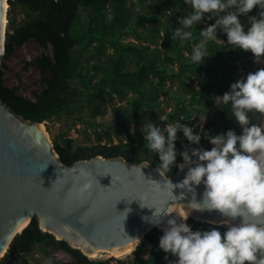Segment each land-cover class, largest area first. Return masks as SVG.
Wrapping results in <instances>:
<instances>
[{"label": "trees", "instance_id": "trees-1", "mask_svg": "<svg viewBox=\"0 0 264 264\" xmlns=\"http://www.w3.org/2000/svg\"><path fill=\"white\" fill-rule=\"evenodd\" d=\"M8 4L5 53L0 64V99L6 105L25 119L43 122L53 135L55 123L86 110L93 117L103 115L115 99L120 102L112 105L115 122L98 124L100 129L95 132L100 143L74 146L71 139L62 143L53 140L64 165L102 155L158 166V154L144 147L143 123L163 128L180 121L197 126L194 134H201L199 144L190 143L178 132L175 150L186 145L211 150L213 145L206 137L228 130L242 134L230 104L217 106L214 98L230 91V85L243 74L253 72L250 66L254 57L250 51L229 45L226 34L218 29V39L207 42L204 62H192V49L203 39L200 31L215 23V19H207L210 14L192 28L183 29L192 32L191 39L172 41V31L182 28L178 18L192 13L184 0H152L142 10L130 6L129 0H8ZM260 11L257 6L247 16L238 17L245 31L251 26L248 16L258 17ZM18 13L23 14L22 19H18ZM30 40L46 50L50 48L26 63L41 75L42 89L34 100L19 94L16 86L4 83V60ZM261 116L249 113L250 123L258 124ZM200 118L206 121L201 133L197 123ZM132 124L134 128L130 129ZM119 131L125 138L115 143L113 138ZM103 140L107 142L101 143ZM176 153L180 164L183 158ZM177 169L171 166L165 174L173 175ZM188 225L193 231L216 227L223 234L227 230L225 225L193 218L188 219ZM162 235L163 229H151L127 260L92 259L43 231L33 217L15 236L0 264H31L26 255L34 251L44 255L41 264H169L178 258L159 248ZM145 244L151 246L147 256L142 255ZM59 251L68 252L72 262L52 263V255Z\"/></svg>", "mask_w": 264, "mask_h": 264}, {"label": "clouds", "instance_id": "clouds-1", "mask_svg": "<svg viewBox=\"0 0 264 264\" xmlns=\"http://www.w3.org/2000/svg\"><path fill=\"white\" fill-rule=\"evenodd\" d=\"M184 2L191 6L192 13L178 18L182 28L172 31V41L191 39L192 32L183 29H190L201 22L205 14H210L207 19H215L214 24L200 31L203 39L192 49V62L198 65L204 62L207 42L218 39L216 33L219 29L226 34L229 45L250 51L254 62L264 63V0ZM257 6L261 11L258 17L248 16L251 26L245 31L238 17L242 14L247 16ZM2 52L0 48V54ZM214 103L217 106L230 104L242 134L228 130L226 134L206 137L213 145L211 150L192 148L191 155L187 149L182 151L183 163L176 166L181 171L187 166L188 170L182 181L173 184L168 180L167 186L175 200L183 199L186 193L192 194L188 208L209 212L216 210L229 218L220 221L221 225L227 226V230L223 234L216 227L193 231L186 223L189 213L177 215L182 222L178 223L176 218L167 220V227L159 239V248L178 258L169 264H264V125L250 123L249 119L251 112L264 115V68L249 72L246 79L232 83L230 91L215 96ZM159 119L165 120L164 117ZM194 127L197 126L189 127L180 121L167 123L163 128L152 122L143 123L144 147L158 154L161 163L157 171L160 175L170 171L176 162L178 132H182L190 143L199 144L201 134H194ZM198 127L201 133L203 123ZM81 178L83 182L76 192L84 199L91 195L93 180L86 172H81ZM202 183L204 192L202 199L197 201L195 186ZM177 188L182 190L180 196L173 194ZM162 213H153L160 216L156 222L151 220L154 226L160 225ZM238 217L241 218L240 223L233 225L232 221Z\"/></svg>", "mask_w": 264, "mask_h": 264}, {"label": "water", "instance_id": "water-1", "mask_svg": "<svg viewBox=\"0 0 264 264\" xmlns=\"http://www.w3.org/2000/svg\"><path fill=\"white\" fill-rule=\"evenodd\" d=\"M5 1L0 0V64L8 23ZM187 170L186 166L173 175H160L149 162L131 163L123 157L102 155L64 165L44 123L23 118L0 99V260L33 217L43 231L92 259H107L103 252L123 251L134 242L136 250L151 229H164L171 218L182 222L177 215L189 213L188 219L221 225V220L229 218L218 211L187 207L191 193L178 200L171 194L167 181H182ZM81 172L93 180L91 195L84 199L76 192L83 182ZM195 187L200 201L204 185ZM181 191L174 189L173 194L180 196ZM155 211L163 212L159 226L151 223L160 219L153 215ZM240 220L232 221L233 225Z\"/></svg>", "mask_w": 264, "mask_h": 264}, {"label": "rangeland", "instance_id": "rangeland-1", "mask_svg": "<svg viewBox=\"0 0 264 264\" xmlns=\"http://www.w3.org/2000/svg\"><path fill=\"white\" fill-rule=\"evenodd\" d=\"M152 0H129L130 6H133L136 10H142L146 6L150 5ZM23 14L18 13V19H22ZM8 19V17H7ZM128 40H132L133 38L128 37ZM50 48L44 49L40 47L34 40H30L25 43L22 47L17 49L9 59H5V68H4V83L8 87L16 86L17 92L28 99L34 100L36 95L42 89V80L39 71L26 63L31 61L37 55L43 53L44 51H49ZM253 68L263 67L264 63L254 62L250 66ZM114 104H109L107 108V112L103 115H97L93 117L90 112L87 110L84 111L82 114H78L75 117H71L69 119H65L62 123H55L53 124V135L48 132L52 142L53 140H57L59 142H64L66 139H71L72 144L74 146H91L97 143L98 141L96 130L100 129V123L111 121L115 122V118L112 114V105H119L120 102L115 99L113 101ZM200 118L197 123H205V120L201 121ZM45 128L46 125L44 124ZM134 128V124L130 126V129ZM125 138V133L123 131H119L118 135L113 138L115 143L119 142L120 139ZM107 140H103L101 143H106ZM195 148L192 145H188L187 150H189V154L191 155V149ZM185 150V149H184ZM183 149H178L176 152L181 153L184 151ZM183 163V159L180 164ZM178 162H175L172 167H176ZM178 168V167H177ZM151 246L149 244H145L142 255L147 256ZM135 250V249H134ZM133 252L122 255V256H115V255H107L103 253L104 258H115V259H123L127 260L133 256ZM52 263L54 261H61V262H72V257L66 251H59L52 255ZM26 257L29 259L31 264H41L45 262V257L40 251H34L30 254H27ZM6 264V263H5ZM12 264H17V262H13Z\"/></svg>", "mask_w": 264, "mask_h": 264}, {"label": "bare ground", "instance_id": "bare-ground-1", "mask_svg": "<svg viewBox=\"0 0 264 264\" xmlns=\"http://www.w3.org/2000/svg\"><path fill=\"white\" fill-rule=\"evenodd\" d=\"M5 12L7 11L8 9V3H7V0L5 1ZM6 14V13H5ZM5 23H7V16L5 15ZM6 25V24H5ZM7 28V26H5V29ZM43 127V125H42ZM28 220H26L24 223H22L21 227L22 228L23 226H25L27 224ZM136 242L134 243H131L125 250L123 251H120V250H115V251H112V252H106L107 255H115V256H121V255H127L131 252L134 251V249L136 248ZM104 253V252H103ZM97 253H94L93 255H96Z\"/></svg>", "mask_w": 264, "mask_h": 264}, {"label": "flooded vegetation", "instance_id": "flooded-vegetation-1", "mask_svg": "<svg viewBox=\"0 0 264 264\" xmlns=\"http://www.w3.org/2000/svg\"><path fill=\"white\" fill-rule=\"evenodd\" d=\"M261 68H263V67L253 68L252 69L253 73L256 72L257 70L261 69ZM246 76H247V74H243L241 78H245L246 79ZM263 117H264V115L261 116L260 120L258 121V125H262Z\"/></svg>", "mask_w": 264, "mask_h": 264}, {"label": "built area", "instance_id": "built-area-1", "mask_svg": "<svg viewBox=\"0 0 264 264\" xmlns=\"http://www.w3.org/2000/svg\"><path fill=\"white\" fill-rule=\"evenodd\" d=\"M187 147H188V145H186V146H185L184 148H182V149H183V150H184V149L186 150V149H187Z\"/></svg>", "mask_w": 264, "mask_h": 264}]
</instances>
